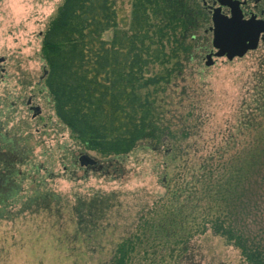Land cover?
Returning a JSON list of instances; mask_svg holds the SVG:
<instances>
[{"label": "rangeland", "instance_id": "obj_1", "mask_svg": "<svg viewBox=\"0 0 264 264\" xmlns=\"http://www.w3.org/2000/svg\"><path fill=\"white\" fill-rule=\"evenodd\" d=\"M63 1L0 0V57L7 58V73L0 72V134H8L0 140V157L12 161L13 173L10 200L0 207V264H109L118 244L144 220L179 204L184 196L174 193L199 173L200 158L213 152L228 157L247 145L248 120L258 114L252 108L264 42L243 57L215 56L208 66L213 45L207 31L199 39L206 48L167 91L162 116L175 140L158 147L143 142L120 156L88 150L60 121L48 90L43 85L39 93L36 85L47 68L40 54L44 33ZM131 2L123 3L128 20ZM23 76L35 84L40 118L28 110ZM86 153L97 159L94 168L80 164ZM187 247L167 262L246 264L240 250L212 229L192 236ZM147 262L141 257L136 264Z\"/></svg>", "mask_w": 264, "mask_h": 264}, {"label": "trees", "instance_id": "obj_2", "mask_svg": "<svg viewBox=\"0 0 264 264\" xmlns=\"http://www.w3.org/2000/svg\"><path fill=\"white\" fill-rule=\"evenodd\" d=\"M124 1L64 0L42 42L44 85L58 118L105 157L127 155L143 142L158 147L175 140L162 116L167 91L206 48L199 39L207 37L210 22L199 0H132L129 20ZM261 65L252 108L258 114L248 120L247 145L228 157L213 152L200 158L199 173L174 193L184 196L179 204L157 212V221L144 220L109 264H136L141 257L146 264H169L208 229L238 248L246 264H264V121L257 120L264 116V58ZM7 136L2 132L0 140ZM11 162L0 157V207L10 200Z\"/></svg>", "mask_w": 264, "mask_h": 264}, {"label": "water", "instance_id": "obj_3", "mask_svg": "<svg viewBox=\"0 0 264 264\" xmlns=\"http://www.w3.org/2000/svg\"><path fill=\"white\" fill-rule=\"evenodd\" d=\"M221 6L211 11L212 24L206 31L212 33L213 50L207 55L206 64H213V57H226L229 60L235 57H243L249 51L258 49L264 42V19L244 18L239 2L219 0ZM230 7V15L223 12L222 6ZM44 68V76L47 74ZM80 164L86 167H95L98 161L95 157L86 153L80 156Z\"/></svg>", "mask_w": 264, "mask_h": 264}, {"label": "flooded vegetation", "instance_id": "obj_4", "mask_svg": "<svg viewBox=\"0 0 264 264\" xmlns=\"http://www.w3.org/2000/svg\"><path fill=\"white\" fill-rule=\"evenodd\" d=\"M228 1V0H227ZM230 2H239L240 8L243 12L244 18L248 19L252 16H256L257 18L264 19V0H229ZM200 5L206 10L210 16V22L208 25V28L211 26V11L213 8L221 6L219 0H199ZM222 10L227 15H230V7L228 5H223ZM207 32V31H206ZM41 57H43L42 54V48H41ZM7 58L5 56L0 57V72L3 74L7 73V69L4 66L6 63ZM44 73L38 78V81L36 82V85L39 87V93H43V85H44ZM21 85L23 87V90L26 91V89H29L30 95L26 101L28 105V110L32 114V118H40L43 114V108L42 105L36 101V98L39 97V94L34 91L33 85H35L30 79H26L24 76L20 78ZM44 88L45 85H44ZM42 97L43 95L40 94Z\"/></svg>", "mask_w": 264, "mask_h": 264}]
</instances>
